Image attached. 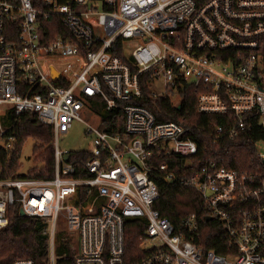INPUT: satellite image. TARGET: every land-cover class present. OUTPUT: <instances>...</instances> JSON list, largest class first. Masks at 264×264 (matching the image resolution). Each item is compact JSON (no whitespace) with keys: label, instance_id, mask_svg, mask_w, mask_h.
Here are the masks:
<instances>
[{"label":"built area","instance_id":"1","mask_svg":"<svg viewBox=\"0 0 264 264\" xmlns=\"http://www.w3.org/2000/svg\"><path fill=\"white\" fill-rule=\"evenodd\" d=\"M54 17L61 34H54ZM116 41L130 65L112 55ZM57 60H72L67 68L77 63L70 79ZM139 77L152 97L169 98L173 107L183 87L197 90L196 112L233 117L224 132L229 140L254 125L264 130V0H0V147L17 148L5 122L10 111L34 113L51 128L53 146L52 178L0 180V230L11 205L41 220L46 264H55L60 218L76 243L73 264H264V154L255 148L245 171L200 163L185 127L158 122L137 103ZM111 110L121 127L113 118L104 127ZM73 122L88 139L86 149L74 151L83 158L57 146ZM170 155L191 168L184 184L221 225L225 255L193 241L195 214L177 232L153 210L152 172L168 168L154 160ZM129 221L138 231L131 255Z\"/></svg>","mask_w":264,"mask_h":264},{"label":"trees","instance_id":"2","mask_svg":"<svg viewBox=\"0 0 264 264\" xmlns=\"http://www.w3.org/2000/svg\"><path fill=\"white\" fill-rule=\"evenodd\" d=\"M51 21L56 23L54 34H61L62 28L57 18ZM45 25V30L48 31ZM116 41V48L111 50L112 55L130 65V59L125 57ZM72 60L68 63L70 64ZM77 64V63H76ZM74 64L67 71L71 75L77 68ZM73 75V74H72ZM141 96L137 103L149 110L156 121H173L187 129V136L197 145L196 157L200 163L212 160L229 169L245 171L250 169V163L255 152V142L264 140V130L254 125L249 131H243L231 140L224 135L225 130L232 123L230 114H205L195 111V96L197 90L185 86L180 91V108L171 105L169 98H154L150 95L147 81L139 77ZM60 85H68L66 80L59 82ZM96 107L103 105L98 98H94ZM109 118L114 119V126L121 127V117L114 111L106 112L103 117L104 127ZM230 119V121H229ZM10 131L17 139V148L8 153L0 147V180L9 178H31L37 180L50 179L53 176V146L51 128L39 122L34 113L25 112L14 115L9 112L5 119ZM223 128L222 135L216 133V128ZM31 139L36 144L32 148L31 167L24 175L18 174L19 157L23 143ZM70 157H80L78 152H71ZM165 162L168 166L166 172L173 175L175 181L171 183L165 179V171L155 170L151 179L158 190V199L153 204L155 210L161 217L166 218L175 231H180L183 220L190 214H195L197 221L196 237L193 240L202 250H214L217 254L227 253V239L219 222L208 217V212L197 192L184 184L185 178L191 173V168L184 164V160L177 155H170L154 160V166ZM8 223L0 230V264H11L18 258L32 259L36 264H46L48 253L47 236L42 231L44 224L39 219L19 215L18 206L11 205L7 209ZM135 221L126 223L125 238L126 251L130 255L136 251L138 231ZM76 243L72 245L71 238L63 233L57 235L55 244V264H73Z\"/></svg>","mask_w":264,"mask_h":264},{"label":"rangeland","instance_id":"3","mask_svg":"<svg viewBox=\"0 0 264 264\" xmlns=\"http://www.w3.org/2000/svg\"><path fill=\"white\" fill-rule=\"evenodd\" d=\"M157 91H160L161 88L154 86ZM35 142L31 139L26 140L22 147L19 157V170L18 174L24 175L31 167H33L32 161V148L35 146ZM88 144V139L83 134V124L80 122H73L71 128L65 133L61 134L58 137L57 146L61 150H70L76 151L80 149H86ZM256 150L262 154H264V146L261 142H258L255 146ZM59 233H63L65 236L71 238L72 245L74 246V236L70 234L65 225L62 218L58 221V230L56 233V238Z\"/></svg>","mask_w":264,"mask_h":264},{"label":"crops","instance_id":"4","mask_svg":"<svg viewBox=\"0 0 264 264\" xmlns=\"http://www.w3.org/2000/svg\"><path fill=\"white\" fill-rule=\"evenodd\" d=\"M69 61H70V60H69ZM69 61H68V60H66V61H62V60H57V61H55L57 68H59V70L61 71V73L65 74V75L67 76V79H70V78L74 75V73H72L73 75H72V74L69 75L68 73L63 72L64 69H67V71L69 70V69L66 67V64H68ZM74 72H75V71H74Z\"/></svg>","mask_w":264,"mask_h":264},{"label":"water","instance_id":"5","mask_svg":"<svg viewBox=\"0 0 264 264\" xmlns=\"http://www.w3.org/2000/svg\"><path fill=\"white\" fill-rule=\"evenodd\" d=\"M51 75H52L53 77H57V76H58V74H57L53 69H51ZM175 108H176V109H179V108H180V103H178V104L175 106ZM65 159H67V157H65ZM174 181H175V179L171 180L170 182L173 183ZM19 215L23 216V213L20 211V212H19ZM210 219H211V217H206V218H205V220H210Z\"/></svg>","mask_w":264,"mask_h":264}]
</instances>
